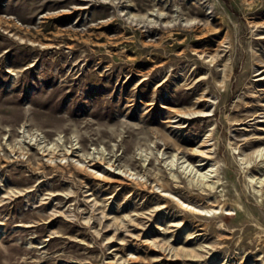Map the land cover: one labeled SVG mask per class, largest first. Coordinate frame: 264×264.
<instances>
[{"label": "rangeland", "instance_id": "374dc122", "mask_svg": "<svg viewBox=\"0 0 264 264\" xmlns=\"http://www.w3.org/2000/svg\"><path fill=\"white\" fill-rule=\"evenodd\" d=\"M263 149L264 0H0V264H264Z\"/></svg>", "mask_w": 264, "mask_h": 264}, {"label": "bare ground", "instance_id": "6f19581e", "mask_svg": "<svg viewBox=\"0 0 264 264\" xmlns=\"http://www.w3.org/2000/svg\"><path fill=\"white\" fill-rule=\"evenodd\" d=\"M210 140H211V139L204 140V141L202 142L201 146H198V148L195 149L196 153L199 154V155L202 157V158L199 160V162L196 164V166L198 167V169L195 170V171H196L195 175H196V174L198 173V171H199V173H200V177L203 178V179H202V183H204V184H205V181H206L205 178L210 177L211 174H204V173H201L200 170H203V169L209 164V162H207L206 160H207V158H208V159L210 158V156H207V155H208V153H211V150H205V149H202V148H203V146H207ZM52 154H53V157H55V156H54V153H52ZM66 155H67V154H65L64 157H67ZM260 155H261L262 157H264V149L261 151ZM263 161H264V160H263ZM101 162L107 164L111 169L115 168V164H114V163H110V162H108L106 156H105L104 158H101ZM185 162H186V161H185ZM183 163H184V162H183ZM98 164H99V163H97L96 161H92V165H98ZM188 166H190V164H189ZM203 166H204V167H203ZM76 168L88 172L86 166H85V167L83 166L82 168H80V167H76ZM213 168H214V166L212 165V166H211V169H210V173H213V172H214ZM186 170H188V167L186 168ZM189 172H190V171H189ZM130 175L132 176L131 179H132L133 181L137 182V184H138L142 189L147 190V188H149L147 181H143V180H141V179H139V178L134 177V176L136 175V173L131 172ZM189 175H190V174H189ZM96 177H97V176H96ZM104 177H105V180L108 181V182H111V183H112V182H119V183H121V184H125V187H126V186L128 187L127 180H129V179H128L127 177L123 176V173H122L121 171H118V172L115 171V172H114V171L108 170V175H104ZM198 179H199V178H198ZM126 183H127V184H126ZM162 186H167V187H169L168 185H165V184H163ZM163 191H165V192H164V194L162 195V198L166 201L167 206L169 207V206L172 204V202H174V200L171 198V195L167 192V190H166L165 188H164ZM174 199L177 200V201H179L177 204H179L180 206H182V208H186L187 210H188L189 208H190V209H193V211H194L193 213H194V214H196V215H202L203 212H199V211L197 212V211H195L194 208L190 207L188 204H185L184 201L181 202L180 199H176V198H174ZM168 203H169V204H168ZM174 203H175V202H174ZM214 205H215V204H214ZM214 205H211V206H214ZM211 206H208V207H209V208H212ZM218 206H219V205H216V207H214V208H217ZM187 212H188V211H187ZM189 212H190V211H189ZM200 213H201V214H200ZM227 238H228V237H227Z\"/></svg>", "mask_w": 264, "mask_h": 264}]
</instances>
